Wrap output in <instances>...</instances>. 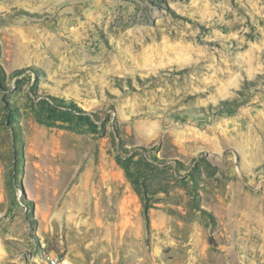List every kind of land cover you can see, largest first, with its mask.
<instances>
[{
  "label": "rangeland",
  "instance_id": "rangeland-1",
  "mask_svg": "<svg viewBox=\"0 0 264 264\" xmlns=\"http://www.w3.org/2000/svg\"><path fill=\"white\" fill-rule=\"evenodd\" d=\"M264 264V0H0V264Z\"/></svg>",
  "mask_w": 264,
  "mask_h": 264
},
{
  "label": "built area",
  "instance_id": "built-area-1",
  "mask_svg": "<svg viewBox=\"0 0 264 264\" xmlns=\"http://www.w3.org/2000/svg\"><path fill=\"white\" fill-rule=\"evenodd\" d=\"M47 264H66V263L58 255H51L50 260L47 261Z\"/></svg>",
  "mask_w": 264,
  "mask_h": 264
},
{
  "label": "bare ground",
  "instance_id": "bare-ground-1",
  "mask_svg": "<svg viewBox=\"0 0 264 264\" xmlns=\"http://www.w3.org/2000/svg\"><path fill=\"white\" fill-rule=\"evenodd\" d=\"M48 260H50V256H46L45 258H44V264H47V261Z\"/></svg>",
  "mask_w": 264,
  "mask_h": 264
}]
</instances>
